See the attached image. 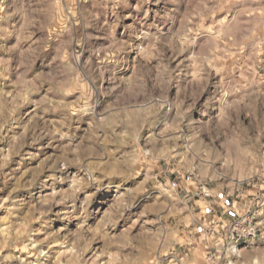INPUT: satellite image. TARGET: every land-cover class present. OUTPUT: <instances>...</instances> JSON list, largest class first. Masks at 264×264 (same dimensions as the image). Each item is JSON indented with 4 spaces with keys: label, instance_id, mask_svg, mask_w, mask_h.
<instances>
[{
    "label": "clouds",
    "instance_id": "obj_1",
    "mask_svg": "<svg viewBox=\"0 0 264 264\" xmlns=\"http://www.w3.org/2000/svg\"><path fill=\"white\" fill-rule=\"evenodd\" d=\"M0 264H264V0H0Z\"/></svg>",
    "mask_w": 264,
    "mask_h": 264
}]
</instances>
